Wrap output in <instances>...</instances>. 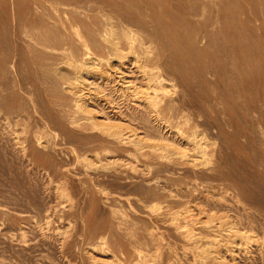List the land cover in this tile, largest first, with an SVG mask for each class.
I'll return each mask as SVG.
<instances>
[{"label": "rangeland", "instance_id": "374dc122", "mask_svg": "<svg viewBox=\"0 0 264 264\" xmlns=\"http://www.w3.org/2000/svg\"><path fill=\"white\" fill-rule=\"evenodd\" d=\"M39 1L47 2L46 0H14L13 2L0 0V80L4 82L2 87L4 91L0 90V96L5 97L7 101H14L18 108L26 104V110H21V113L35 116V118L31 117L32 127L36 124L40 125V121H36L40 119V115L33 114L35 106H38L35 105L36 102L40 104L41 110L55 112L51 102L54 95L47 90L42 72L43 51L29 45L28 37L24 34L26 25L32 29L40 28L42 33L48 31V23L40 19L35 12L36 2ZM67 1L77 2V0ZM99 2L106 3L109 11L124 20L132 22L140 20L147 26L145 37L148 44L156 47L158 62L163 72L176 83L173 90L175 92L172 91L177 98V110L175 118L172 119L174 126L169 125L170 127L165 129L170 131L177 129L187 117L189 119V126H185L187 129L196 127L201 132V136L206 134L209 140L214 141L213 145L218 151L214 156L215 162L207 160L205 162L203 161L206 159L205 156H199V161L204 162L200 165L201 170L218 165V169L213 172L215 180L212 182L220 187L226 186L230 192L241 197L242 205L230 202L229 209L232 211L227 210L241 223L243 233L255 238V240L253 237L249 238L250 242L246 237L243 238V246L246 243L244 247H247L245 248L247 251L243 253V260L248 258L249 264H256V261L257 264H264V0H99ZM100 10L101 5L95 3L94 11L90 12L92 20L100 22ZM125 47L127 48V45ZM12 60L17 64L18 73L13 75L6 71L2 72L5 69L4 64L8 65ZM7 126L4 116L0 114V165L2 166H0V201H2L0 224L3 223L2 226L0 225V263L132 264L137 261L130 255L133 250L130 239L124 238L122 242L125 254L120 252L116 245L112 246L117 251L119 259L108 263L99 260L95 262L89 252V245L97 243L101 234L108 231L116 219L110 210L111 207L104 204L92 179L86 175L87 166H84L81 160L75 159L74 154H69L68 159L65 158L71 168V173L66 178L69 179V192L72 196L71 200L66 201L61 191L55 188L56 181L49 183V177L43 170V167L50 166L47 159L37 157L36 164L28 166L27 162H22L13 156L16 144L8 139V135L5 136ZM11 126L21 130V125ZM69 149H71L69 145L65 147L66 151ZM130 149L135 156L121 151V161L126 159L127 163L144 168L151 175L165 174L164 171L159 173V159L146 157L133 147ZM94 167L95 165L88 169L92 171ZM51 174L54 180L61 179V176L53 171ZM86 180L91 183L90 189L86 183H82ZM133 181L135 180L117 188L119 191L113 195L118 208L121 207L130 213L134 212V217L138 218L137 237L132 238V241L139 239L138 237L142 239L149 225L162 236L164 260L172 257L177 264H196V253L190 240L181 237L175 231L170 220L172 217L170 208L165 206L156 209L152 205L148 206L150 208H145L147 204L142 199L144 196ZM213 191L219 192L217 188ZM36 199L40 203L51 204L53 220L50 224L37 214L36 207L39 202H36ZM15 203L22 205L20 204L19 207ZM128 208L131 210L129 211ZM157 216L158 219L155 218ZM151 217L154 218L150 219ZM29 227L30 229L32 227V230ZM38 234L43 238L40 239ZM30 237L31 239L35 237V240L32 242ZM21 238L27 243L24 244ZM27 240H31L32 244ZM51 243L54 245L52 246ZM41 246L44 249H41ZM37 249L43 250L42 254ZM170 250L174 251L172 255L168 254Z\"/></svg>", "mask_w": 264, "mask_h": 264}, {"label": "bare ground", "instance_id": "6f19581e", "mask_svg": "<svg viewBox=\"0 0 264 264\" xmlns=\"http://www.w3.org/2000/svg\"><path fill=\"white\" fill-rule=\"evenodd\" d=\"M46 1L36 2L35 12L40 19L48 23V31L42 33L40 28L32 29L26 25L24 34L28 37L29 45L43 51L42 72L47 90L54 95L51 102L55 112L41 110L40 104L36 102L35 105L38 106H35L33 114L40 115V119H36L40 121V125L36 124L32 127L33 115L27 116L21 113V110H26V104L18 108L14 101H7L5 97L0 96V114L4 116L8 124L5 136L8 135V139L13 141L14 145L16 144V146L12 144L15 148L13 156L22 162H27L28 166L36 164L37 157L47 159L50 166L43 167V170L49 177V183L56 181L55 188L61 191L66 201L71 200L72 196L69 192V179H67L71 168L65 158L68 159L69 154H74L75 159L81 160V163L87 166L86 175L92 179L104 204L111 207L110 210L116 219L110 229L101 234L97 243L89 245V252L95 262L99 260L108 263L119 259L117 251L112 246L116 245V248L125 254L122 241L128 238L133 248L130 255L137 260L132 264L176 263L172 257L168 260L163 259L162 236L151 226L147 225L142 239L138 237L139 239L132 241V238L137 237L138 218L134 217V212L130 213L121 207L118 208L113 195L119 191L117 188L135 180L133 182L147 204L145 208L151 205L156 209L165 206L170 208L172 214L170 220L175 231L181 237L190 240L196 253V264H243V262L249 264L248 258L243 260V253L247 251L245 249L247 247H244L246 243L243 246V238L246 237L248 241L253 236L243 233L241 223L232 216L233 214L228 213L230 212L228 210H231L230 202L242 205L243 200L238 194L230 192L226 186L220 187L212 182L215 180L213 172L218 169V165L201 170L200 165H203V161L215 162L214 156L218 151L213 145L214 141L209 140L206 134L201 136V132L196 127L187 129L185 127L189 126L187 117L177 129H171V131L165 129L169 125L174 126L172 119L175 118L177 110V98L172 93L175 92L173 90L176 83L163 72L158 62L159 55L156 47L148 44L145 37L148 31L147 26L140 20L134 22L124 20L109 11L108 5L99 0H77L76 3L67 0ZM95 3L101 5L100 22L91 19L90 12L94 11ZM4 67L2 72L6 71L13 75L18 73L14 60L8 65L4 64ZM3 85L4 82L0 80L2 91H4ZM11 125H21V130L17 127L12 128ZM68 145L71 149L66 151L65 147ZM131 147L146 157L159 159V173L164 171L165 174L151 175L144 168L127 163L126 159L121 161V151L135 154L131 151ZM199 156H205L206 159L199 161ZM94 165V169L90 171L88 168ZM52 171L60 175L61 179L54 180ZM82 183H86L90 189L89 180ZM108 184L111 185L108 186ZM111 186L116 189H112ZM215 188L219 192H214ZM35 195L37 196L36 193ZM51 207L48 202H39L36 207L39 217L46 219L48 224L53 220ZM29 208L31 209V205ZM155 218L158 219V216ZM253 220L255 221L254 217ZM200 223L201 225H198ZM64 236L66 237V234ZM61 238H59L60 241ZM31 240L33 242L35 237ZM31 240L27 241L31 242ZM38 241L42 242V240ZM25 243L27 242L24 241ZM41 249L44 248L41 246ZM39 251L42 254L43 250ZM173 253L174 251L170 250L168 254Z\"/></svg>", "mask_w": 264, "mask_h": 264}]
</instances>
